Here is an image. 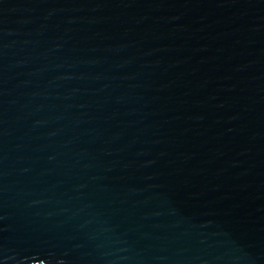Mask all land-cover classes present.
Listing matches in <instances>:
<instances>
[{"label": "water", "instance_id": "obj_1", "mask_svg": "<svg viewBox=\"0 0 264 264\" xmlns=\"http://www.w3.org/2000/svg\"><path fill=\"white\" fill-rule=\"evenodd\" d=\"M0 264H264V0H0Z\"/></svg>", "mask_w": 264, "mask_h": 264}]
</instances>
